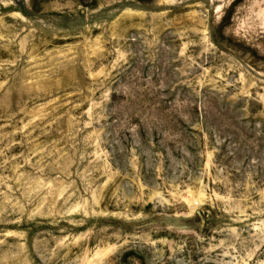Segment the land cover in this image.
<instances>
[{"label": "rangeland", "instance_id": "1", "mask_svg": "<svg viewBox=\"0 0 264 264\" xmlns=\"http://www.w3.org/2000/svg\"><path fill=\"white\" fill-rule=\"evenodd\" d=\"M0 264H264V0H0Z\"/></svg>", "mask_w": 264, "mask_h": 264}]
</instances>
